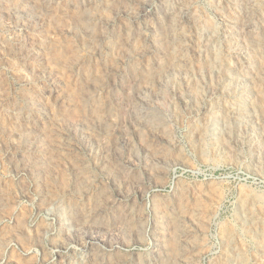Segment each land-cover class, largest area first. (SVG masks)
<instances>
[{
    "label": "rangeland",
    "instance_id": "obj_1",
    "mask_svg": "<svg viewBox=\"0 0 264 264\" xmlns=\"http://www.w3.org/2000/svg\"><path fill=\"white\" fill-rule=\"evenodd\" d=\"M229 1L0 0V264H264V0Z\"/></svg>",
    "mask_w": 264,
    "mask_h": 264
},
{
    "label": "bare ground",
    "instance_id": "obj_2",
    "mask_svg": "<svg viewBox=\"0 0 264 264\" xmlns=\"http://www.w3.org/2000/svg\"><path fill=\"white\" fill-rule=\"evenodd\" d=\"M230 1H232V0H230ZM229 1V2H230ZM245 1V14H246V16H245V18H246V20L247 19H249V16L251 15V13H252V11L254 10L252 7L254 6V5H252L253 4V0H244ZM146 3V2H145ZM144 3V6L142 7L143 9H142V13L143 14H146V12L148 11V9H150L149 8V5L148 4H145ZM244 3V2H243ZM94 5V4H93ZM88 7V6H87ZM188 8V7H187ZM186 12V11H185ZM183 14V13H182ZM244 15V14H243ZM85 17H87V16H85ZM170 19H171V25H170V29H168L169 30V33H168V30L166 29V28H163V31H162V38H163V42L165 43V44H167V45H169V46H176L175 45V38L174 37H172V34H170V32L173 30V26L174 25H176L177 23V20H178V18H177V16L175 15V13H173V12H171L170 13ZM135 18V17H134ZM86 20V19H85ZM88 20V19H87ZM244 22V21H243ZM176 23V24H175ZM245 23V22H244ZM80 24H81V26L83 25L84 27H86L85 26V22L82 20H80ZM214 25V24H213ZM220 25V24H219ZM79 27H80V25H79ZM176 27V26H175ZM197 30V29H196ZM264 30V29H263ZM211 35H212V37L213 38H215V40H216V38H218L219 36V33L218 32H215V31H211ZM210 35V36H211ZM243 35V34H242ZM139 36V35H138ZM250 36H252V39H253V43H251L252 44V47H254L253 48V52H252V54H253V56H254V60L255 61H260V60H262V59H264V48H263V50H261V46L262 45H264V39L262 40V38L264 37V35L262 36H260V35H258V34H256V33H252ZM234 38V37H233ZM230 39V38H229ZM233 40V39H232ZM177 41V40H176ZM177 43V42H176ZM250 44V43H249ZM228 45V44H227ZM171 50V49H170ZM243 50V49H242ZM141 56V55H140ZM183 58V57H182ZM183 60H184V62H185V59L183 58ZM251 61V60H250ZM264 61V60H263ZM164 64V63H163ZM258 64V63H257ZM173 65V64H172ZM171 67V66H170ZM210 69L209 70H211V73H216V74H218L219 75V73H220V66L218 65V60H215V64H211L210 65ZM173 69V68H172ZM184 69V68H183ZM222 70V69H221ZM174 71V70H173ZM152 72V71H151ZM191 72V71H190ZM209 72V71H208ZM161 73V72H160ZM162 73H164V72H162ZM182 73H184V78L185 79H187V77L188 76H190L189 75V73H188V70H184V71H182ZM210 73V72H209ZM170 74V73H169ZM172 74V73H171ZM179 74H180V72H179ZM222 74V73H221ZM153 75V74H152ZM156 76V75H155ZM151 77V74H149V73H146L145 74V79H149ZM171 77V76H170ZM175 77V76H174ZM154 78V77H153ZM253 78H254V76H253ZM180 79V78H179ZM223 82H225L226 83V81L227 80H229L230 79V76L229 75H226V76H221V78H220ZM250 79V78H249ZM138 80V79H137ZM232 80V79H231ZM176 81V80H175ZM188 82H189V80H188ZM195 82V81H194ZM228 82V81H227ZM179 86V85H178ZM164 87V86H163ZM216 88V87H215ZM156 90V89H155ZM153 93V92H152ZM192 94V93H191ZM235 94V93H234ZM157 96V95H156ZM134 98H136V97H134ZM213 103V102H212ZM219 106V105H218ZM143 108V107H142ZM105 113V112H104ZM150 113V112H149ZM99 115V114H98ZM198 115V114H197ZM100 117V116H99ZM154 117V116H153ZM147 116H145V119L147 120ZM152 120V119H151ZM243 120V119H242ZM150 121V120H149ZM104 125H106V124H104ZM204 125V124H203ZM107 127V126H106ZM203 127V126H202ZM255 129V128H254ZM263 131V130H262ZM239 137V136H238ZM240 138V137H239ZM225 141V140H224ZM219 142V141H218ZM217 143V142H216ZM222 143V142H221ZM245 145V144H244ZM257 145V144H256ZM227 146V145H226ZM238 151V150H237ZM162 157V156H161ZM181 201V200H180ZM99 206V205H98ZM80 216H82V215H80ZM124 218V217H123ZM246 219V218H245ZM174 220H175V218H174ZM255 222V221H254ZM251 223V222H250ZM161 225V224H160ZM256 225V224H255ZM195 230V229H194ZM263 230V229H262ZM184 232V231H183ZM251 234V233H250ZM175 236V235H174ZM174 239V238H173ZM227 241V240H226ZM230 241V240H229ZM178 256V255H177Z\"/></svg>",
    "mask_w": 264,
    "mask_h": 264
}]
</instances>
